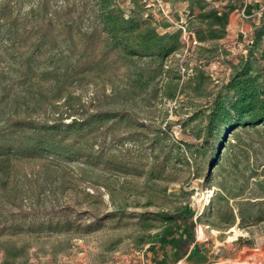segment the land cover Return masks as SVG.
Returning a JSON list of instances; mask_svg holds the SVG:
<instances>
[{"label":"rangeland","instance_id":"1","mask_svg":"<svg viewBox=\"0 0 264 264\" xmlns=\"http://www.w3.org/2000/svg\"><path fill=\"white\" fill-rule=\"evenodd\" d=\"M103 2L0 0V264H264V0Z\"/></svg>","mask_w":264,"mask_h":264},{"label":"trees","instance_id":"2","mask_svg":"<svg viewBox=\"0 0 264 264\" xmlns=\"http://www.w3.org/2000/svg\"><path fill=\"white\" fill-rule=\"evenodd\" d=\"M107 2V0H103ZM107 6V5H106ZM105 19L107 20V25L108 26H114L117 30L123 31L125 33H132L136 28L135 26L131 25L132 19L125 20L122 19L121 22L118 21L115 17L114 10L108 9L104 13ZM141 45V43L139 44ZM137 53V52H133ZM116 113H111V112H100L97 114L96 117H98L99 121L105 120V119H111L116 117ZM249 123H254V121H250ZM19 126H21L19 124ZM79 124L77 122H73L72 124H69L67 127L68 128H79ZM54 127H47L42 125L39 129V131L36 134L37 138V146H40L44 149L62 153V154H67L71 157H79V158H87L91 159L93 156L92 150H83V149H78L75 148L73 143H70L68 141H64L63 138L58 137L55 135L52 130ZM212 135V130H209V135L210 137Z\"/></svg>","mask_w":264,"mask_h":264},{"label":"bare ground","instance_id":"3","mask_svg":"<svg viewBox=\"0 0 264 264\" xmlns=\"http://www.w3.org/2000/svg\"><path fill=\"white\" fill-rule=\"evenodd\" d=\"M201 229H202V228H201ZM201 229H200V230H201ZM201 234H203V233H201ZM198 235H199V234H198ZM201 237H202V236H201ZM204 238H205V237H204Z\"/></svg>","mask_w":264,"mask_h":264}]
</instances>
